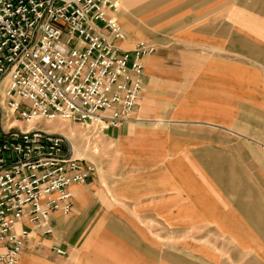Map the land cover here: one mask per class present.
<instances>
[{"label":"rangeland","instance_id":"obj_1","mask_svg":"<svg viewBox=\"0 0 264 264\" xmlns=\"http://www.w3.org/2000/svg\"><path fill=\"white\" fill-rule=\"evenodd\" d=\"M149 1L117 2L128 44L153 46L126 132L34 123L97 164L82 183L95 220L63 260L37 246L22 264H264V0H170L140 17Z\"/></svg>","mask_w":264,"mask_h":264},{"label":"built area","instance_id":"obj_2","mask_svg":"<svg viewBox=\"0 0 264 264\" xmlns=\"http://www.w3.org/2000/svg\"><path fill=\"white\" fill-rule=\"evenodd\" d=\"M117 2L0 0V264H21L35 237L52 234V216L72 211L70 187L98 173L64 135L34 123L75 122L98 137L138 104L153 46L122 47Z\"/></svg>","mask_w":264,"mask_h":264},{"label":"crops","instance_id":"obj_3","mask_svg":"<svg viewBox=\"0 0 264 264\" xmlns=\"http://www.w3.org/2000/svg\"><path fill=\"white\" fill-rule=\"evenodd\" d=\"M170 0H150L146 3V5L142 6L144 9L143 12H138L140 17H148L153 16L155 13L154 9L159 7L163 2H167ZM173 5L175 7H179V4L181 1L179 0H172ZM156 2V3H155ZM178 2V5H177ZM167 4V3H166ZM153 5V6H152ZM149 6H152L148 11L145 9ZM165 19V18H164ZM179 26L180 25H186L184 20L181 21V15L179 19ZM128 40H124L121 45L125 49H131L134 46H130L127 42ZM152 60V59H151ZM151 60H147V63H151ZM153 63V61H152ZM146 68V66H145ZM144 70V83L146 79ZM8 87V81L7 79H4L0 84V95L2 97H5V92ZM1 99V97H0ZM140 99V98H139ZM139 102V101H138ZM138 105V104H137ZM137 108V106H136ZM135 108V109H136ZM135 111V110H134ZM134 113V112H133ZM127 122V121H126ZM126 122L119 128H110V131L114 136H120L122 133L126 132ZM18 123V122H17ZM33 125H27L26 127H32ZM250 138V137H249ZM252 139V138H251ZM75 152V151H74ZM97 178V175L92 178L91 181H89V184H93ZM70 191L73 195V209L69 214H64L63 212H56L52 216V234L50 236H47L45 238H39L35 237L31 242L30 245L27 246L28 250L29 248H35V247H41L40 251L45 254L46 256L54 255L58 257L60 260H63L65 256L70 253L74 248H76L80 242L83 240V238L89 233L90 229L92 228V224L94 222V215L91 214V212L94 209V204L92 200V196H88L84 193L82 189V184H74L70 187ZM83 191V192H82ZM139 199V198H138ZM137 201V200H136ZM253 225V224H252ZM254 226V225H253ZM257 237L264 243V230H255ZM42 240L40 245L35 244L36 241ZM59 248L65 251V254H57L55 252V249ZM25 253V252H24ZM23 253L21 257V264L23 257L25 256ZM94 263V262H93ZM96 264V263H95Z\"/></svg>","mask_w":264,"mask_h":264},{"label":"bare ground","instance_id":"obj_4","mask_svg":"<svg viewBox=\"0 0 264 264\" xmlns=\"http://www.w3.org/2000/svg\"><path fill=\"white\" fill-rule=\"evenodd\" d=\"M156 3V2H155ZM153 6V5H152ZM152 6H149L148 8H146L145 10L148 11Z\"/></svg>","mask_w":264,"mask_h":264},{"label":"water","instance_id":"obj_5","mask_svg":"<svg viewBox=\"0 0 264 264\" xmlns=\"http://www.w3.org/2000/svg\"><path fill=\"white\" fill-rule=\"evenodd\" d=\"M69 143V146H70V142H68Z\"/></svg>","mask_w":264,"mask_h":264}]
</instances>
